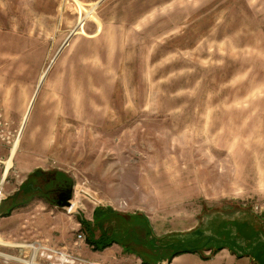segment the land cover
<instances>
[{
	"label": "rangeland",
	"instance_id": "1",
	"mask_svg": "<svg viewBox=\"0 0 264 264\" xmlns=\"http://www.w3.org/2000/svg\"><path fill=\"white\" fill-rule=\"evenodd\" d=\"M23 114L0 212L47 204L46 169L69 182L50 217L74 198L76 222L139 215L159 245L201 240L209 256L204 218L248 216L264 243V0H0V154ZM33 217L0 215V260L54 239L53 218Z\"/></svg>",
	"mask_w": 264,
	"mask_h": 264
},
{
	"label": "crops",
	"instance_id": "2",
	"mask_svg": "<svg viewBox=\"0 0 264 264\" xmlns=\"http://www.w3.org/2000/svg\"><path fill=\"white\" fill-rule=\"evenodd\" d=\"M85 18V17H84ZM83 19H81L78 23V26L80 25V23L82 22ZM34 94L32 95L25 112H29L30 111V106L31 103L34 99ZM24 112V113H25ZM24 114L22 115V120L20 123V127L18 130V135L16 138H14L13 143L11 142L9 144V147H6V149L0 154V167H1V173H0V180L2 179V177L5 174L6 169L9 167L10 165V160L11 157L14 156L15 154V149L17 147L18 144V139L19 136L21 134V131L24 127V121H25V116ZM37 167H34L32 169L26 170L23 168H20L21 172H25V173H29L31 170L35 169ZM44 172H41L40 176H43V178H39V182L41 183L42 186H44L43 188L47 189L48 191H51V193H49V201H47L48 203L45 205H30V206H26L23 208H17L15 209L14 212H9L10 213H14L15 217H17V219L19 218H24V215L27 214L28 212L30 213H38V217H33V223L35 222L37 225L38 224H42V223H46L48 221H51L53 218L54 221V230L56 231L55 237L54 239H44L43 244L46 246H40L38 244L35 245H21V244H17L14 246V248L11 249H15L19 254L24 252V248H30L31 249V255L29 257L28 260H24L20 257H10V256H6V255H2V257L4 256V258L7 259H12L16 262H19L21 264H38L35 261V255L39 250H44L48 253H50L49 250H55L58 251L60 253H63L66 255V259L61 260L58 256L53 257V254H46V258H49V260L46 261V259H44V264H74V261H76L75 264H127L128 262L131 263V261H133V259H127V256L131 255L132 257L135 256L133 252H131L129 250V247H126L127 242V238H128V230L130 231V233L132 232V225L136 224L138 219L136 216H131L132 220L126 219L125 217H123L122 215H117L115 216L116 222H114L110 217L112 215H110L109 213L106 214L103 213H99L98 211L94 212V216L93 219L92 218H86L85 221L87 222V230H85L84 228L82 229L83 231L85 230V234L87 236H91V232H93V240L98 239V237H103L105 242H110V245L105 247L104 249L98 251V250H93L91 248V246L87 245V249H82L81 251L74 249V245H75V241H74V225H79L78 220L76 222V219H74V215L72 214H64V212L62 211V213L64 215H57V214H52L53 216L50 217V213L52 212L51 209H59L60 210V206L57 205L56 203H58L59 201H61L63 199V194H62V190L63 189H68L67 187H69V182H67V179L65 176H63L62 174H51L50 179L48 181V175H47V171L46 169H41ZM28 175V174H26ZM32 176H36L38 177V175H32ZM33 178L34 180L36 178L34 177H28V179ZM46 178V179H45ZM66 178V179H65ZM66 180V181H65ZM26 183V182H25ZM34 195V193H33ZM52 204V205H49ZM37 209V210H35ZM114 217V216H113ZM31 219V218H30ZM64 219H66V221H68L69 223H71L69 226V228H64L63 226V221ZM104 222V224L101 226L102 227H96L95 225H98L99 223ZM114 222V223H113ZM75 223V224H74ZM109 230V232H108ZM136 230V228H135ZM137 237L135 234L134 237V243L135 246L137 245L138 242H136ZM2 242H0V245ZM36 243V241H35ZM131 245L134 246V244L131 242ZM23 248V249H20ZM220 251V250H219ZM219 251H216L212 254H209V256H204L203 254H198V253H182V254H177L174 255L173 257L170 258V260L168 262H166L165 264H204L203 262H207L209 261L213 256H215V254H217ZM228 251V250H227ZM81 253L82 255H80L79 253ZM231 254H229V253ZM225 254H220L219 256H216V258H214L213 261H211L208 264H256L255 260L249 256H245L247 258H235L238 257L235 254H233L232 252L228 251ZM127 253V254H126ZM137 254V253H136ZM195 256V257H194ZM138 263L136 261H133L132 264H144L141 259L138 257ZM162 261H158V262H154L153 264H159ZM207 264V263H205Z\"/></svg>",
	"mask_w": 264,
	"mask_h": 264
},
{
	"label": "water",
	"instance_id": "3",
	"mask_svg": "<svg viewBox=\"0 0 264 264\" xmlns=\"http://www.w3.org/2000/svg\"><path fill=\"white\" fill-rule=\"evenodd\" d=\"M253 220L254 219H251L248 216L246 217V219H242V220L225 219L221 222L219 227H217V229H215L214 231L202 230V229L201 231H208L209 235H213V233H215V236L214 235L208 236V238L210 237L208 240L210 241L214 240V241L207 243V244H212L213 246L215 245L213 242L218 243L217 247L212 248L213 250L224 248L232 252L236 256L238 255L250 256L249 255L250 250H254L256 252L257 258L261 259L264 258V243L259 241L258 242L254 241L253 234L257 231L261 232L262 230L258 225L257 228H255V223ZM224 234L226 235V237L222 238ZM240 241H242L241 244ZM181 242L184 243L183 241ZM186 245L187 246L191 245L192 247L198 248L201 247V240L196 241L192 239V241L191 242L189 241L188 244ZM250 257L254 259L253 256Z\"/></svg>",
	"mask_w": 264,
	"mask_h": 264
},
{
	"label": "trees",
	"instance_id": "4",
	"mask_svg": "<svg viewBox=\"0 0 264 264\" xmlns=\"http://www.w3.org/2000/svg\"><path fill=\"white\" fill-rule=\"evenodd\" d=\"M13 209V207H9L7 209H5L4 212H0L1 216H7L9 214V212ZM223 213H225L223 211ZM136 217H138V221L136 224H138L136 230L135 227H132L131 229V233L128 230V238L127 241L128 242H132L134 245L136 243H134V237L136 234V237L138 240H136L138 249L143 248L144 250H146V252H148L150 255L154 256L153 260L148 259L147 256H139L138 257L141 259V261L144 264H153L154 262H158V261H163L164 259H166V262H168L170 260L171 257H173L174 255L177 254H182V253H198V254H202V251L197 250V248L195 247H189L186 244L182 243V242H175V243H171V244H158L153 237H152V233L149 230L148 224L145 221V219L140 218L139 215H137ZM78 223L82 226V228H84L85 230H87V224L83 221V220H79ZM93 235V232H91V236ZM91 236H87L85 239V242L87 243V245L91 246V248L93 250H102L105 247L110 245V242H105L103 237H98V239L93 240L91 239ZM153 243H155L153 245ZM169 246V247H168ZM217 249L214 250H210V254L216 252ZM170 254L169 257L166 258L167 254ZM165 262V263H166Z\"/></svg>",
	"mask_w": 264,
	"mask_h": 264
},
{
	"label": "built area",
	"instance_id": "5",
	"mask_svg": "<svg viewBox=\"0 0 264 264\" xmlns=\"http://www.w3.org/2000/svg\"><path fill=\"white\" fill-rule=\"evenodd\" d=\"M6 170H7V169H6ZM5 173H6V171H5ZM4 177H5V176H3L2 179L0 180V185H1L2 181H3V179H5ZM0 190H1V188H0ZM73 193H74V190H73ZM1 196H2V195H0V199H1ZM67 202H68V203L66 204V207L64 208L65 213H67V214H72V213H74V198H72V200H68ZM74 240H75L76 242H77V241H80V240H84V237L82 236L81 233H76V234L74 235ZM49 251H50V253H52L53 255H57L61 260L66 259V255L63 254V253H60V252L55 251V250H49ZM8 261H9V259H7V258H1V260H0V264H8Z\"/></svg>",
	"mask_w": 264,
	"mask_h": 264
},
{
	"label": "bare ground",
	"instance_id": "6",
	"mask_svg": "<svg viewBox=\"0 0 264 264\" xmlns=\"http://www.w3.org/2000/svg\"><path fill=\"white\" fill-rule=\"evenodd\" d=\"M223 220H225V219L224 218H220L219 216H216V215H214V216H208V217L204 218L203 224L200 226V229L214 231L215 229H217V227H219V225L221 224V222ZM137 225L138 224H133L132 226L135 227V228H137L138 227ZM137 250H139L142 254H144L145 256H147L148 259L153 260V257L154 256L150 255L143 248H141V249L139 248Z\"/></svg>",
	"mask_w": 264,
	"mask_h": 264
}]
</instances>
